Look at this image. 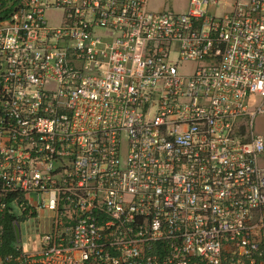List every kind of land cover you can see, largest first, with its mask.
I'll list each match as a JSON object with an SVG mask.
<instances>
[{
  "label": "built area",
  "instance_id": "1",
  "mask_svg": "<svg viewBox=\"0 0 264 264\" xmlns=\"http://www.w3.org/2000/svg\"><path fill=\"white\" fill-rule=\"evenodd\" d=\"M147 2L0 0V264H264V0Z\"/></svg>",
  "mask_w": 264,
  "mask_h": 264
},
{
  "label": "rangeland",
  "instance_id": "2",
  "mask_svg": "<svg viewBox=\"0 0 264 264\" xmlns=\"http://www.w3.org/2000/svg\"><path fill=\"white\" fill-rule=\"evenodd\" d=\"M187 0H148L147 9L152 12L163 11H181L185 9ZM49 18H55L52 23L57 22L59 13L49 14ZM193 64L185 63V69L189 70ZM253 131L258 134L264 143V115H256L253 120ZM261 162L264 164V151L261 156ZM19 242L14 245L21 248L22 251H33L37 248L39 238V222L35 219L20 220L19 223Z\"/></svg>",
  "mask_w": 264,
  "mask_h": 264
},
{
  "label": "trees",
  "instance_id": "3",
  "mask_svg": "<svg viewBox=\"0 0 264 264\" xmlns=\"http://www.w3.org/2000/svg\"><path fill=\"white\" fill-rule=\"evenodd\" d=\"M13 217L12 216H6L4 218V246L1 249L2 252H11L13 250L12 242H14L15 239H13Z\"/></svg>",
  "mask_w": 264,
  "mask_h": 264
},
{
  "label": "water",
  "instance_id": "4",
  "mask_svg": "<svg viewBox=\"0 0 264 264\" xmlns=\"http://www.w3.org/2000/svg\"><path fill=\"white\" fill-rule=\"evenodd\" d=\"M13 234L16 241L19 239V229L17 223L13 225Z\"/></svg>",
  "mask_w": 264,
  "mask_h": 264
}]
</instances>
